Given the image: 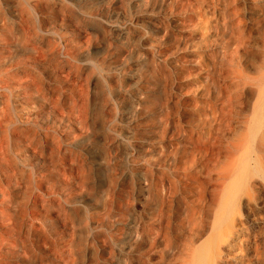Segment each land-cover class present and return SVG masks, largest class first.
<instances>
[{
	"label": "bare ground",
	"instance_id": "1",
	"mask_svg": "<svg viewBox=\"0 0 264 264\" xmlns=\"http://www.w3.org/2000/svg\"><path fill=\"white\" fill-rule=\"evenodd\" d=\"M76 226L94 264H264V0H0V264H79Z\"/></svg>",
	"mask_w": 264,
	"mask_h": 264
},
{
	"label": "rangeland",
	"instance_id": "2",
	"mask_svg": "<svg viewBox=\"0 0 264 264\" xmlns=\"http://www.w3.org/2000/svg\"><path fill=\"white\" fill-rule=\"evenodd\" d=\"M83 4V5H82ZM79 9V10H78ZM80 10L81 11H83L84 10V12H88V7H87V5L84 3V2H82V3H80V4H78V8H77V13H81L80 12ZM82 14V13H81ZM87 14V13H86ZM83 16H81V18H85V19H82L81 21H79L78 22V28H81L84 32H86V33H88V37H87V39H89L88 40V42H87V44L88 45H94V44H97V45H99V46H104L106 43V41H107V39L110 37V34H109V32L104 28V26H102V25H100V23L98 22V21H96V20H93V18L92 17H89V16H85V14H82ZM87 15H89V13L87 14ZM92 19V20H91ZM89 20V21H88ZM94 23V24H93ZM88 26V27H87ZM88 31V32H87ZM117 46V45H116ZM118 48H119V44H118ZM117 49V48H116ZM97 89H95L94 91H95V94L93 95V97H94V99H95V101L97 102H95L94 101V103H93V107H94V111H93V109H92V111L93 112H96V110L97 109H99V107H97V106H99V101H97L96 100V98L97 97H95L96 95H97V93H99V88H98V86L96 87ZM93 91V92H94ZM95 104H97V105H95ZM95 107H97V109L95 108ZM100 120H101V117H100ZM100 120L98 119L95 123L97 124L98 122L101 124H97V125H95L96 126V128L94 129V131H92L91 133L93 134V133H95L93 136L94 137H98V138H101L102 140L103 139H105L106 137L104 136V135H106L107 134V132H106V130H105V128L102 126V123L100 122ZM99 127H101L99 130H98V128ZM102 130V131H101ZM105 131V133H104V131ZM96 131V132H95ZM100 131V132H99ZM104 134V135H103ZM104 136V137H103ZM107 136V135H106ZM102 142V141H101ZM99 143V144H94V150H95V152L94 153H97V152H101V153H103V143ZM102 149H101V148ZM121 162H122V164H121ZM118 164L119 165H123V159L122 158H120V160L118 161ZM104 168V169H103ZM103 168H100L99 170H101L100 172L101 173H99V170H98V172H96V174H97V177H96V174H95V172L93 173V179H92V181L94 180V185H91L92 187L89 189V191H91V193H92V196L94 197V201L95 202H97L98 204H99V206H100V212H102V207H103V205L105 204L104 202H106V201H104V200H106V196L105 195H107V190H109V188H108V186L110 187V185H111V182L110 181H112V170L110 171V169H109V167H103ZM122 168H123V166H122ZM124 170V169H123ZM97 171V170H96ZM127 173V172H126ZM94 175H95V177H94ZM132 177L131 175H128V176H126V181H125V195H126V198H130V199H128V200H130V202L128 201V205H129V207H128V209H129V215H132L131 217L132 218H137V216H138V212H139V207H138V201H139V197H141V192H140V189L137 187V185H136V183L134 182V179H133V181H131L132 179H130V177ZM111 180H110V179ZM97 182V183H96ZM101 182V183H100ZM108 182H110V183H108ZM127 183V184H126ZM110 184V185H109ZM131 184V185H130ZM129 186V187H128ZM93 187H94V189H93ZM133 187V188H132ZM92 189V190H91ZM132 192V193H131ZM90 193V192H89ZM90 193V194H91ZM95 193V194H94ZM132 195H131V194ZM140 194V195H139ZM130 196V197H129ZM138 196V197H137ZM104 203V204H103ZM137 203V204H136ZM134 207V208H133ZM135 211V212H134ZM138 211V212H137ZM137 212V213H136ZM81 213H79V216L81 217ZM136 216V217H135ZM83 217V216H82ZM79 228H80V230L78 229V227L76 226V228H74L75 229V231H73L74 233H73V238L75 239L74 241H77L78 243V248H79V259H78V263L80 262L81 264H94V262H93V260H95L94 259V257H95V254H94V249L93 248H91L90 246H88L85 242H84V237H85V230L81 227V226H79ZM81 228H82V230H84V231H81ZM76 230H79V231H76ZM125 232L127 231V230H124ZM79 232V233H78ZM78 233V234H77ZM85 245H84V244ZM81 245V246H80ZM116 250H113V255L116 257L117 255V253L115 252ZM83 255V256H82ZM81 258V259H80ZM93 259V260H92ZM128 259V258H127ZM129 260V259H128ZM131 261H133L132 263H134L135 261L134 260H132V259H130ZM129 260V262L131 263V261ZM79 263V264H80Z\"/></svg>",
	"mask_w": 264,
	"mask_h": 264
}]
</instances>
